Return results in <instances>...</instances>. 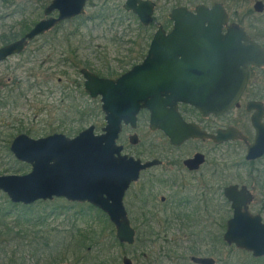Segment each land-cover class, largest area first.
I'll use <instances>...</instances> for the list:
<instances>
[{
  "label": "water",
  "instance_id": "obj_1",
  "mask_svg": "<svg viewBox=\"0 0 264 264\" xmlns=\"http://www.w3.org/2000/svg\"><path fill=\"white\" fill-rule=\"evenodd\" d=\"M89 1L92 0H52L44 9V18L24 37L0 48V62L22 54L30 42L60 23L85 15ZM156 8L153 0H126L123 4V9L135 14L143 27L154 23ZM254 10L264 13V2L257 1ZM168 17L174 23L173 30L167 32L159 26L145 59L130 72L114 80L86 68L81 70L85 92L92 99L100 97L106 122L101 134L92 125L73 138L56 133L33 139L20 134L13 140L10 151L18 161L29 164L31 171L0 176V191L12 203L31 205L54 198L89 203L109 217L120 243L135 244L136 231L124 205L125 194L139 180L141 171L157 161L142 163L123 155L124 147L118 144L123 127L136 129L139 112L147 109L150 129L163 130L173 145L202 137L194 125L182 121L176 111L178 103L191 104L203 114L225 113L243 93L249 67L264 66V49L243 26L230 22V14L221 3L197 5L194 10L176 7ZM222 71L223 85H217L215 74L221 75ZM231 138L235 136L227 130L219 132L215 139ZM138 143L139 136L131 135L130 144ZM263 155L264 126H260L246 158L255 160ZM202 159L197 155L186 163L193 168ZM225 195L234 215L228 221L224 241L256 259L264 258L263 218L248 211L253 197L237 186L227 188ZM191 261L216 263L214 258L202 256H192ZM122 264L134 263L124 256Z\"/></svg>",
  "mask_w": 264,
  "mask_h": 264
},
{
  "label": "rangeland",
  "instance_id": "obj_2",
  "mask_svg": "<svg viewBox=\"0 0 264 264\" xmlns=\"http://www.w3.org/2000/svg\"><path fill=\"white\" fill-rule=\"evenodd\" d=\"M44 1L0 0V48L1 43L11 33L17 32L18 39L22 37L19 32L24 23L33 26L35 22L44 18L42 6ZM105 1L92 0L88 3L83 17L93 16ZM257 1L259 0H211L206 5L211 7L216 2L221 3L230 14V22L241 21L245 29L250 31L258 29L257 25H264V13H256L254 10ZM112 2L123 6L126 0H112ZM165 2L166 0L160 4L156 3L155 23L146 35H153L159 26L166 30L170 29L171 21L168 15L172 8H170L171 4ZM187 7L192 10L195 8L193 5ZM119 18L120 15L111 17V20L102 23L101 26L98 25L99 20L95 23L91 22L75 37L69 34L74 30L76 23H64L62 29H59L60 33L57 30L52 34L48 32L37 37L22 54L0 62V95L6 96L9 93L10 96L11 92L13 94L12 103L2 115L0 132H4L9 127L23 126L37 131L38 134L22 133L33 139L56 133L73 138L76 135H69V132L63 129L54 133L51 131L63 122L66 124L77 122L82 115H86L87 117L83 118L84 123L77 127L82 131L94 125L96 133L101 134L106 122L100 97L92 99L85 92L81 73L76 74L75 71L53 62H45V59L55 51L60 57V53L70 46L67 39L72 37V48L79 49L78 59L87 60L94 70L105 76L104 66H109L112 70L118 68L120 61L127 60L131 54L128 50L134 51L140 42L138 37L141 32L133 21L124 18L123 25L111 26V23ZM111 29L112 32H118V37L123 38L122 43L125 46H121L120 52L109 42L110 35L107 34V30ZM55 35L57 38L53 40ZM51 59L58 60L55 57ZM63 71L72 77L60 81ZM15 96L21 99L15 101ZM124 130L119 140V144L125 146L124 154L144 159L153 145H165L164 142H158L157 137L150 131L149 116L146 112L141 113L135 130L140 139L139 145L134 146L129 143L128 137L134 133L131 128ZM18 135L20 134L15 138ZM185 150L186 148L181 152ZM2 152H0V176L25 175L31 171V166L18 161L11 151ZM219 153L223 156L221 162L225 164L224 171L227 175L233 177L241 173V176H245L244 170L238 171L231 167V162L234 163L239 159L231 157L229 146L221 147ZM10 168L12 170L8 171ZM161 169L163 168L157 171ZM209 169L210 165H206L201 173L202 178L206 175L207 179H211ZM260 169L263 170L264 165ZM141 183L139 181L133 184L124 200L138 237L134 245L128 246L115 245V227L113 236L105 213L102 214L94 206L90 207L92 205L88 203H72L62 198H54L31 205L14 204L5 193L0 191V232L8 231L7 237L0 235V264H36L37 261L39 264H122L124 256L130 257L134 264H193L190 260L192 256H212L217 260V264H263V262H255L254 260L260 259L254 258L249 252L229 246L226 242L223 245L220 232L215 231L218 229L213 230L212 233L203 232L205 227L202 223L185 230L180 222L173 224L171 213L161 211V208L155 212L158 213L157 216L153 219L148 218L153 222L150 224L151 231H146V228L139 230L137 226H140V217L137 209L131 204L134 203ZM155 187L158 189L159 199L167 194L168 189L161 183ZM260 199L258 197L254 203L253 210L259 212L264 220V202ZM207 208L215 209L214 202L208 203ZM62 209L64 213L61 212ZM182 211L192 212L183 209ZM24 218L29 220L21 221ZM223 218H225L224 214ZM200 220L204 221L203 216ZM26 231L28 233L24 234ZM92 232L96 234L95 243H91L88 238ZM118 243L122 244L119 241ZM191 250H195L196 254H192ZM13 253L15 256L12 255Z\"/></svg>",
  "mask_w": 264,
  "mask_h": 264
},
{
  "label": "flooded vegetation",
  "instance_id": "obj_3",
  "mask_svg": "<svg viewBox=\"0 0 264 264\" xmlns=\"http://www.w3.org/2000/svg\"><path fill=\"white\" fill-rule=\"evenodd\" d=\"M173 27L174 23L171 21L170 29L168 28L169 30H165L170 32L173 30ZM247 34L264 49V33L250 34L247 32ZM153 38L154 34L151 37L150 43ZM146 55L139 63L145 59ZM134 67L135 65L118 67L114 70H118L119 75L106 78L116 80L133 70ZM215 76L217 85H223V71L221 75L217 72ZM176 111L182 121L194 125V128L200 131L202 137L190 138L180 145H173L170 138L163 130L159 128H155L154 130L150 129V112L147 109H142L138 114V121L141 113L146 112L148 114L150 131L157 137L158 142H164L165 145H153L144 159L128 155L135 159H140L142 163L154 160L157 161L155 165L142 170L139 180L133 183L142 182L134 203L131 204V206L137 209L140 217L139 220L141 223L140 226L137 227L139 230L140 228L142 230L146 228V231H151L150 224L153 222L152 220H148V218L153 219L157 216L158 213L155 212L161 208V211H169L171 213L173 224L180 222L181 225L185 227V230L191 229L197 224L202 223L205 227L203 232L212 233L213 230L218 229L215 231L220 232L222 244L225 245L224 234L228 229V221L234 215L232 203L225 195L226 189L231 186H237L238 190L242 191L243 188H245L246 194H250L253 197L248 206V211L252 215H261L259 212L253 210L254 203L258 197L264 202V169H260V167L264 165V155L255 160H247L246 158L250 147L256 142L258 127L264 126V66L249 67L246 87L233 107L227 112L221 114H203L195 106L184 102L178 103ZM125 128L131 127L125 126L124 129ZM124 129L122 133L125 131ZM136 129L131 128L134 132L131 135L137 134L135 132ZM227 130H231L235 138H231L227 141L215 139L219 132ZM131 135L128 137L129 143ZM139 143L137 145H139ZM119 145L124 147L122 154L127 155L123 153L125 151V146L123 144ZM223 146H229L231 148V157L239 159V161H235L234 163L231 162V167L236 168L238 171L244 170L245 176H241V173L233 177L226 174V171H224L225 164L221 162L223 156L219 153V149ZM184 148H186L185 152H181ZM197 155L203 156V162L197 165L193 164L194 166L191 168L186 162L195 158ZM206 165H210L208 172L211 175V179H207L206 175H204L203 178L201 176L202 170ZM159 168L163 169L157 171ZM158 183H161L168 189L167 194L164 196L162 195L160 199L158 197L159 194H157L158 189L155 187ZM133 184H131V186ZM130 188L126 192L125 198ZM157 202H159V204H157ZM210 202H214L215 209L207 208ZM182 209L191 210L192 212L182 211ZM126 210L129 216L127 207ZM61 212L64 213V210L62 209ZM223 214L225 218H223ZM202 216L204 221L200 220ZM130 222L131 226L134 228L131 219ZM134 229L137 234V229ZM229 246L236 247L235 245ZM215 264H217V260Z\"/></svg>",
  "mask_w": 264,
  "mask_h": 264
},
{
  "label": "trees",
  "instance_id": "obj_4",
  "mask_svg": "<svg viewBox=\"0 0 264 264\" xmlns=\"http://www.w3.org/2000/svg\"><path fill=\"white\" fill-rule=\"evenodd\" d=\"M51 1L52 0H45L43 2L42 6L46 7ZM154 1L157 4H160L164 0H154ZM7 2H8V0H7ZM208 2H211V0H166L165 3L171 4L170 8L173 9V8H176V7L188 6V5H193V6H197V5H201V4L206 5V3H208ZM118 15H120V18L115 20V21H113L111 23V26L114 27L117 24L123 25L124 18L125 19L127 18L130 21H133L134 22L133 24L136 23L137 26H138L139 31L141 32L139 37H138V39L140 41L138 43V45H137L138 47L134 51H133V49H129L128 52H130L131 54L129 55L128 59L126 58L127 60L120 61V65H119V67L134 66V65L138 64L139 61H141V59H143L144 56L146 55V52H147L146 50L149 47L151 36H152V35L148 36V35H146V33L149 34L150 29H152L153 25H151L150 27H143L140 24L137 16L134 15L133 13H131V12H126L123 9L122 5L112 2V0H106L104 5L101 6V8L93 14V16L91 15L90 17L84 18L83 17L84 15H82V16L76 17V18H74V19H72L70 21H66L64 23H70V24L76 23L74 25V30L71 31V33L69 34V35L75 37V36H78L80 31L84 27H87V24L89 25V23H91V22L95 23L97 20H99L98 25L101 26L102 23L107 22L108 20H111V17H118ZM260 16H263V15H260ZM64 23L59 24L52 31H50L48 34H52L53 32H55L57 30L60 33V30L62 29V25ZM35 24H36V22L34 23V25ZM239 24L243 26L241 21H239ZM23 25H24L23 28L19 32V33L22 34V37L28 31H30L31 28L34 26V25L33 26L29 25L27 23H24ZM94 27H96V26H94ZM257 28L258 29H256V30L255 29H251L250 31L247 30V32L250 33V34H255V33L263 34L264 33V25H262V24L261 25H257ZM93 29H96V28H93ZM107 34L110 35L109 42L112 43V46L117 48L118 52H120L121 46H125V44L122 43V40H123L122 36L118 37V32H112V29L109 30V31L107 30ZM126 35H128V34L126 33ZM18 37H19V35H18L17 32L11 33L10 36L7 37V39L1 43V45L4 46V45H7V44H9V43H11L13 41H16L18 39ZM55 37H56V35L53 37V40H55L57 38V37L56 38ZM71 40H72V37L71 38L69 37L67 39V42L70 43V46L68 47V49L63 50L60 53V55H59L60 57H58L56 55V53H58V52L55 51V52L52 53V55H50V57L45 59V62H53V63L57 64L58 66H63L66 69H70V70L75 71L76 74H80L82 69L87 68V69H89V70H91L93 72L95 71V74H97L98 76L101 77L103 74H101L97 70H94V68H92L90 62H88L87 60L86 61H81V60L78 59L79 58L78 57L79 49L78 48H72L73 46H72ZM48 43H50V41ZM118 47H119V49H118ZM132 54H134V56ZM52 57H55L58 60L55 61L54 59H51ZM104 67H105L106 75L102 76V77L106 78V77L113 76V75H119V71L118 70L117 71L112 70L109 66H104ZM104 67H103V69H104ZM61 74L63 76L59 78L60 81L64 80V78H71L72 77V75L70 77V75L66 71L61 72ZM16 85H18V84H16ZM33 88L34 87H31V89H33ZM21 97H22V95H21ZM21 97H19V98L16 97L15 101L16 100L19 101L21 99ZM12 98H13L12 92H11L10 96H9V93L6 96L5 95L4 96L0 95V121H2V115H4L6 113L4 110H8V107L12 103V101H11ZM8 112H10V110ZM84 117L86 118L87 116L86 115H82V118L80 120H78L77 122L69 123V124H66V123L63 122L61 125H59L57 128H55L51 132L54 133V132H58L59 130L63 129L64 131H68L69 135H74V136L78 135L81 130L77 126L78 125H82L84 123V121H85V119H83ZM25 132L28 133V134H32L34 132L36 133L37 131L31 130V129H28V128H25V127L21 126V127H17V128L16 127H14V128L9 127L4 132H0V152L7 151L9 153L10 152V142H12V140L15 138V136L17 134H22V133H25ZM36 134H38V133H36ZM10 170H12V169L10 168L8 171H10ZM90 207H93V206H90ZM102 214H103V212H102ZM104 216H105L107 222L109 223V225L111 226V230H112V233H113V236H114V232H115L114 226L110 222V220L107 217V215L104 214ZM23 220L27 221L29 219L24 218L21 221H23ZM7 233H8V231H2L1 230L0 235L7 237L8 236ZM27 233L28 232L26 231L24 234H27ZM95 236H96V234L94 232H92L88 236V238H89L91 243H95L96 242V240L94 238ZM137 239H138V237H136V241H137ZM114 240H115L114 243L117 246H128V245H125V244H119L115 236H114ZM191 253L192 254H196V251L195 250H191ZM12 255L15 256V253H13ZM167 257L169 258L170 256L167 254ZM254 261L255 262H257V261L263 262V264H264V259L254 260ZM36 264H39V262L37 261Z\"/></svg>",
  "mask_w": 264,
  "mask_h": 264
}]
</instances>
